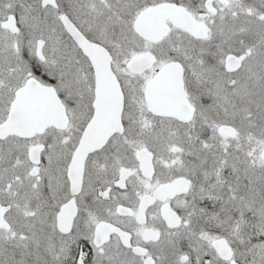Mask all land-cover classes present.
<instances>
[{
    "label": "snow or ice",
    "instance_id": "obj_1",
    "mask_svg": "<svg viewBox=\"0 0 264 264\" xmlns=\"http://www.w3.org/2000/svg\"><path fill=\"white\" fill-rule=\"evenodd\" d=\"M0 264H264V0H0Z\"/></svg>",
    "mask_w": 264,
    "mask_h": 264
}]
</instances>
